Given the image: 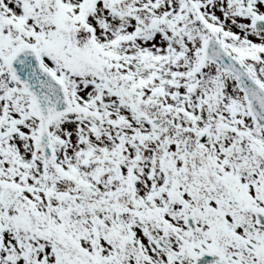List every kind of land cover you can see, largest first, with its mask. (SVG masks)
Returning <instances> with one entry per match:
<instances>
[{"label":"snow or ice","instance_id":"6c2138e0","mask_svg":"<svg viewBox=\"0 0 264 264\" xmlns=\"http://www.w3.org/2000/svg\"><path fill=\"white\" fill-rule=\"evenodd\" d=\"M0 264H264V0H0Z\"/></svg>","mask_w":264,"mask_h":264}]
</instances>
